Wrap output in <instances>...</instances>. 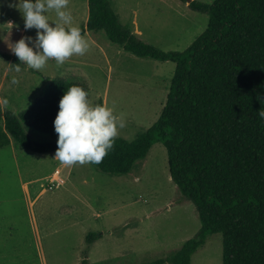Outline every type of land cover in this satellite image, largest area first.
<instances>
[{"label":"rangeland","instance_id":"1","mask_svg":"<svg viewBox=\"0 0 264 264\" xmlns=\"http://www.w3.org/2000/svg\"><path fill=\"white\" fill-rule=\"evenodd\" d=\"M87 2L69 0L72 21L66 27L86 25ZM15 3L0 0V53L5 55L0 57V97L9 100L7 110L18 115L52 79L62 77L87 85L93 105H108L124 115L126 127L119 138L132 141L155 123L166 103L174 63L137 57L110 42L103 31H85L90 46L84 55L63 65L50 60L40 71L29 69L8 47L21 36L35 38V29H23L21 13L10 6ZM111 5L121 25L163 51L185 50L208 21L187 1L111 0ZM48 16L56 19L54 12ZM16 63L21 64L19 73ZM13 77L19 81L15 85ZM20 124L31 141H51ZM54 155L30 151L12 137L0 147V264L151 262L176 252L200 230L195 206L170 177L162 143H155L124 175H110L92 164L64 166ZM89 233L97 234L91 244L86 242ZM190 264H222L221 234L209 235Z\"/></svg>","mask_w":264,"mask_h":264},{"label":"trees","instance_id":"2","mask_svg":"<svg viewBox=\"0 0 264 264\" xmlns=\"http://www.w3.org/2000/svg\"><path fill=\"white\" fill-rule=\"evenodd\" d=\"M87 6L81 34L103 31L137 57L175 64L155 123L132 141L117 137L103 161L92 164L110 175H124L160 142L172 181L195 206L198 233L166 258L139 264H190L192 254L215 233L222 236V264H264V119L259 116L264 111V0H192L190 9L206 14L207 26L180 52L139 39L120 24L111 0H88ZM71 85L89 93L83 83L56 77L26 110L0 112V147L12 137L30 151L55 152L53 121ZM20 122L51 141H31ZM96 239V233H89L86 242Z\"/></svg>","mask_w":264,"mask_h":264},{"label":"clouds","instance_id":"3","mask_svg":"<svg viewBox=\"0 0 264 264\" xmlns=\"http://www.w3.org/2000/svg\"><path fill=\"white\" fill-rule=\"evenodd\" d=\"M212 3V0H208ZM69 0H16L25 31L35 29V38L21 36L8 44L10 51L29 69L40 71L50 60L63 65L72 56H82L89 42L82 36L79 26H70L72 15ZM55 13L50 20L48 13ZM21 71V64H14ZM19 81L13 77L11 84ZM9 100L0 97V112L7 110ZM264 119V111L259 112ZM57 135L54 157L64 166L100 164L113 149L121 129L126 127L123 114H116L108 105H93L88 93L79 85H71L58 101L53 121Z\"/></svg>","mask_w":264,"mask_h":264},{"label":"built area","instance_id":"4","mask_svg":"<svg viewBox=\"0 0 264 264\" xmlns=\"http://www.w3.org/2000/svg\"><path fill=\"white\" fill-rule=\"evenodd\" d=\"M15 31L18 32V33H22L23 32V30L19 29V28H17Z\"/></svg>","mask_w":264,"mask_h":264},{"label":"water","instance_id":"5","mask_svg":"<svg viewBox=\"0 0 264 264\" xmlns=\"http://www.w3.org/2000/svg\"><path fill=\"white\" fill-rule=\"evenodd\" d=\"M187 2H189V3H190V2H191V0H187Z\"/></svg>","mask_w":264,"mask_h":264},{"label":"crops","instance_id":"6","mask_svg":"<svg viewBox=\"0 0 264 264\" xmlns=\"http://www.w3.org/2000/svg\"><path fill=\"white\" fill-rule=\"evenodd\" d=\"M86 32H88L87 30H85ZM94 42V41H93ZM42 263H44L43 261H42Z\"/></svg>","mask_w":264,"mask_h":264}]
</instances>
